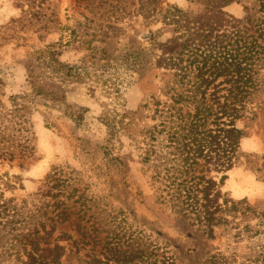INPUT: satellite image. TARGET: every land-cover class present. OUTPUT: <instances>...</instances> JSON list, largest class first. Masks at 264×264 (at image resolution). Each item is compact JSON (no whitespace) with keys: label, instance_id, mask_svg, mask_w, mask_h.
Returning <instances> with one entry per match:
<instances>
[{"label":"rangeland","instance_id":"374dc122","mask_svg":"<svg viewBox=\"0 0 264 264\" xmlns=\"http://www.w3.org/2000/svg\"><path fill=\"white\" fill-rule=\"evenodd\" d=\"M263 6L264 0H0L3 105L11 108L12 96L31 90L27 64L37 51H55L60 60L87 63L89 69L68 93V103L75 107L49 108L33 100L25 129L14 132L9 142L14 157L0 156V202H12L18 214L10 224L0 219L5 226L0 264H21L16 253L23 251V236L41 223L48 230L56 226L50 242L61 232L72 234L61 241L69 247L68 263L77 257L82 261L87 253L100 254L107 237L125 231H141L166 243L183 264H198L212 246L225 243L226 237L210 240L196 224L172 212L165 181L155 176L154 163L143 160L137 145L143 136L123 131L108 142L103 121L105 110L131 114L151 96L171 103L167 90H237L226 71L202 86L197 68L205 59L206 68L223 66L229 58L252 65L256 114L247 112L236 122L245 130L243 153L227 172L222 190L264 211V32L254 23ZM249 46L251 59L246 56ZM185 106L183 113L189 110ZM79 107L86 110L77 125L64 111ZM172 113L179 114L175 108ZM152 114L141 124L152 129L162 120L166 129L174 124L168 111L155 118ZM21 144H29L31 151L22 152Z\"/></svg>","mask_w":264,"mask_h":264},{"label":"trees","instance_id":"16d2710c","mask_svg":"<svg viewBox=\"0 0 264 264\" xmlns=\"http://www.w3.org/2000/svg\"><path fill=\"white\" fill-rule=\"evenodd\" d=\"M261 12L254 23L264 32V10ZM35 54V59L27 64L31 90L12 96L11 108L0 101V156L4 158L14 157L13 143L9 142H13L11 137L15 136L14 132L25 129V113L33 100L38 99L49 108H73L75 105L68 103V93L73 85L83 82L89 74L87 63L78 65L64 62L57 58L55 51H37ZM196 56L195 53L190 55L193 57L192 63L198 61L195 60ZM246 56L249 59L253 57L250 46L247 47ZM204 61V65L197 68V77L202 86L208 87L226 71L230 75L228 81L235 84L237 90H225L226 93L223 90H184L179 93L178 90H167L171 94V103L151 96L131 114L107 109L103 121L108 128V142L123 131L134 138L142 135L137 145L142 151L143 160L154 163L155 176L161 182L165 181L172 212L196 224L210 240L227 238L225 243L212 246L198 264H264V211H259L247 199L236 200L222 190L227 172L243 153L241 141L245 130L238 127L236 122L247 112L256 114L258 103L253 101L250 90L255 84L253 68L237 58H229L230 62L227 60L223 66L212 65L209 68H206L208 59ZM177 104L182 108H176ZM184 105L189 108L187 113H183ZM173 108L177 109L179 116L171 114ZM66 110L64 113L77 125L82 123L85 108L79 107L77 112ZM150 111L153 112L152 118L168 111L170 115L167 117L174 124L169 125V129H166V120L154 124L153 129L142 125L141 121L150 116ZM177 119L181 121L176 122ZM158 127L161 129L158 130ZM9 130L10 133H7ZM164 132L165 137H161ZM160 139H166L167 144L160 142ZM21 147L25 153L32 149L29 144H21ZM197 165L201 166L198 173L195 172ZM6 183L12 186L10 181ZM15 209L17 206L10 201L0 202V219L9 221L14 218L18 215ZM252 216L257 219L255 224L251 222ZM4 229L5 226H0V234ZM42 231L44 234L40 236ZM55 231L56 226L48 230L45 223H41L40 228L29 229V233L23 236L26 239L23 241V251L16 253L21 264H183L167 250L166 243L156 242L151 235L141 231H125L115 237H107L100 254L87 253L82 261L81 257H77V262L68 263L69 247L61 241L72 239V234L61 232L50 242L49 238ZM43 241L45 246H42ZM76 243L74 240L73 244Z\"/></svg>","mask_w":264,"mask_h":264}]
</instances>
